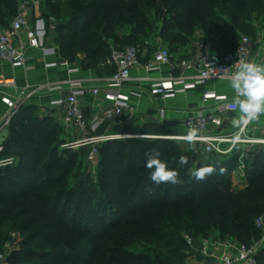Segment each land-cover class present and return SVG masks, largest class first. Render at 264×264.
Listing matches in <instances>:
<instances>
[{
    "label": "trees",
    "instance_id": "trees-1",
    "mask_svg": "<svg viewBox=\"0 0 264 264\" xmlns=\"http://www.w3.org/2000/svg\"><path fill=\"white\" fill-rule=\"evenodd\" d=\"M19 1L0 0V29L14 19ZM44 1L42 18L55 19L47 33L59 56L84 71L105 64L113 49L153 54V40L170 55L193 49L198 33L210 54L223 56L235 51L241 36H254V18H264V0ZM6 132L0 161L14 162L0 165V244L3 231L17 234L11 264H182L191 252L185 235L192 244L216 234L249 246L264 234L254 226L264 216V146L240 160L238 146L228 155L205 154L199 143L193 150L188 142L164 138L184 136L162 124L136 126L133 133L117 124L112 136L123 137L96 146L92 173L90 146L63 148L70 142L63 127L39 117L32 105L19 107ZM153 148L179 172V183L151 181L144 154ZM182 155L189 163L179 167ZM239 161L242 189L231 181ZM209 164L217 173L196 181L191 171ZM220 167L227 172L219 175ZM255 260L264 264V247Z\"/></svg>",
    "mask_w": 264,
    "mask_h": 264
},
{
    "label": "built area",
    "instance_id": "built-area-1",
    "mask_svg": "<svg viewBox=\"0 0 264 264\" xmlns=\"http://www.w3.org/2000/svg\"><path fill=\"white\" fill-rule=\"evenodd\" d=\"M37 2L38 0L19 1L16 16L7 28L0 31V63L7 62L13 68L24 66L28 60L26 57L27 48L40 49L44 57L58 54V49L51 48L47 50L42 45V38L46 33L45 22L41 20L35 22L34 26L30 25L29 17L34 12ZM54 24L55 21L50 18L48 27L50 31L54 30ZM197 36L198 39L194 42V51L190 60L173 62L170 59L171 55L164 47L157 49L151 55V58L144 65L146 72L159 71L162 66H168L170 70V75L167 79L163 81L153 80L151 82L150 88L153 96L166 100L174 98L178 94L196 90L200 86H206L208 82H229L227 73L239 68L241 63L253 62L258 64L255 56V44L250 37L241 36L233 53L218 56L207 51L206 46L202 42L201 33H198ZM144 53L145 51L140 52L135 47H125L120 50L113 49L106 60L108 66L112 68V74L105 81L104 92H100L98 88L83 89L79 84H74L73 89L66 98L51 102L50 105L52 107H59L62 110V123L65 132L70 133L74 130L83 132L86 128L83 110L78 101L79 96L89 95L97 97L101 95L104 101L110 104L108 108L99 109L101 121L112 120L124 115L126 110L129 109L131 98L139 97V95L135 93L122 94L118 91L122 90L124 85L131 80V72L140 65V58ZM63 63L68 66V62L64 61ZM56 65V63H45L46 68L55 67ZM225 69V73L222 74ZM188 70H193V73L191 75L186 74ZM12 86L13 82L11 81H0V101L7 109L4 114H0V134L7 130L13 115L18 111L19 107L36 92V90L30 91L26 87L11 95ZM60 90V86H54L49 89L50 92H58ZM201 102L203 107L197 109L192 117L184 120L182 126L187 131H189V128L198 129V139L195 143L202 145L203 153L228 155L232 154L236 146L240 144H249L250 147L264 146V136L257 138L250 133V126L258 118L241 128H234L231 123L232 119L226 122L223 118L228 113H236L239 110L234 98L230 99L226 95L208 90L203 91ZM209 102H212V112L205 108V104ZM165 111L166 109L164 108L159 110L160 119L164 117ZM226 127L235 130L231 132L230 129L229 131L226 130ZM234 133H238L240 136V140L235 146H233L231 141ZM119 137L123 136L82 138L76 142H67L62 147L74 148L77 147L75 144L90 146L92 147L88 154V160L90 161L93 160L94 154L97 153L96 146L99 143ZM184 137L169 136L164 138L185 141ZM243 155L244 151L242 150L240 160ZM13 162L12 158H8L0 161V165H10ZM238 168L240 171L244 169V164L241 161H239ZM254 226L257 230L264 232V216L256 218ZM184 238L186 243L192 247V239L187 235ZM262 240H264V237L249 246L239 244L236 241L220 240L219 238L203 240L202 256L210 258L212 261H201L194 264H256L255 255L260 248ZM8 258L9 254L7 252H0V264H11Z\"/></svg>",
    "mask_w": 264,
    "mask_h": 264
},
{
    "label": "crops",
    "instance_id": "crops-1",
    "mask_svg": "<svg viewBox=\"0 0 264 264\" xmlns=\"http://www.w3.org/2000/svg\"><path fill=\"white\" fill-rule=\"evenodd\" d=\"M41 0H38V4L34 9V12L29 17L31 26H34L37 21H44L42 18ZM52 18V17H50ZM48 18V22L49 19ZM55 21V19H53ZM56 23V22H55ZM46 33L42 38V45L50 50L51 48L58 49L55 44L52 33L48 34V25L45 23ZM4 29H0L3 31ZM23 37V36H22ZM198 36H196L197 38ZM200 37V36H199ZM192 50L184 47L176 53H172L171 57L173 62H179L181 60H190ZM151 53H144L140 58V65L133 69L131 72V80L124 85L122 90L118 91L122 94L135 93L139 97H132L129 102V109L126 110L124 115L114 118L112 120H100V108H108L109 103L104 101L101 95L97 97L84 95L79 96L78 101L81 104L84 120L86 122V128L82 131L65 132L62 123V110L59 107H52L51 102L57 99H64L73 89L74 84H79L83 89H100V92H104V85L106 79L110 76L111 70L108 64L105 62L97 70L84 71L78 67L76 63H68L66 66L59 54L49 55L44 57L40 49L27 48L26 57L27 62L24 66L13 68L9 63H0V81L13 82V88L11 89V95L26 88L30 91L36 90L24 104L32 105L36 108V112L39 117H51L53 120L61 125L64 129L66 139L70 142H76L82 138H96L101 136H112V130L115 125L120 124L127 127L128 132H135L136 126L143 124H162L164 128L171 132L173 135L187 134V130L182 126V123L187 118L194 115V112L203 107L201 97L203 91H215L217 94L226 95L228 98H234V92L230 88L229 82H208L206 86H200L196 90L188 91L185 94H178L171 99H160L151 94V82L154 80H165L170 75L168 66H162L161 70L154 72H146L144 65L151 58ZM186 56L187 58L181 59ZM256 61L258 64H264V48H257L255 50ZM45 63H56L55 67L46 68ZM74 69V70H71ZM77 69V70H75ZM193 70H188L186 74L191 75ZM54 86H60L61 90L56 92H50L49 89ZM117 92V91H116ZM1 98V95H0ZM212 102L205 104V108L212 112ZM166 109L164 117L159 118L158 112L160 109ZM7 111L6 107L0 101V114H4ZM235 114V115H234ZM239 114V110L236 113H228L223 118L227 121L230 117L235 118ZM120 118L123 121L119 120ZM121 121V122H120ZM227 124V123H226ZM258 127L264 128V115H261ZM232 131V128L226 127V130ZM6 134L7 132L4 131ZM5 134V136H6ZM2 134H0L1 136ZM4 136V137H5ZM128 136V135H125ZM3 136L0 141L3 140ZM177 137V136H175ZM182 137V136H181ZM243 171H240L238 166L231 174L241 176V181H233L231 178L233 187L242 189L245 187L246 182L243 178ZM238 181V182H237ZM229 241H235L227 239ZM264 247V240L261 241L260 248ZM204 248L203 242H194L191 247V252L182 264H194L196 262H210L212 259L204 258L202 256V250ZM176 264V263H175Z\"/></svg>",
    "mask_w": 264,
    "mask_h": 264
},
{
    "label": "clouds",
    "instance_id": "clouds-1",
    "mask_svg": "<svg viewBox=\"0 0 264 264\" xmlns=\"http://www.w3.org/2000/svg\"><path fill=\"white\" fill-rule=\"evenodd\" d=\"M226 69L223 71L224 74ZM215 72V71H214ZM230 88L234 92V102L239 106V114L233 118L231 123L234 128H241L250 121L264 115V64L253 62L241 63L236 70L227 73ZM185 141L195 148V142L198 139V129L189 128ZM240 140L238 133L231 137L233 146ZM145 167L150 172V179L155 184L161 183H179V172L169 169L166 162L161 159V153L158 149L153 148L145 152ZM189 157L182 155L179 157L177 164L179 167L187 166ZM227 172L225 167H220L218 174L223 175ZM217 173L214 165H207L192 170L191 175L196 181H204L208 176Z\"/></svg>",
    "mask_w": 264,
    "mask_h": 264
},
{
    "label": "rangeland",
    "instance_id": "rangeland-1",
    "mask_svg": "<svg viewBox=\"0 0 264 264\" xmlns=\"http://www.w3.org/2000/svg\"><path fill=\"white\" fill-rule=\"evenodd\" d=\"M42 2V4L43 5H41V7H42V9H43V6H44V0H41ZM37 4H38V2H37ZM42 12H43V10H42ZM64 16H66V13H65V10L62 12V14H61V17L60 18H64ZM43 20H44V22L46 23L47 21L43 18ZM50 20V19H49ZM253 28H254V36L253 37H251V39L253 40V42H254V44H255V50L257 49V48H264V18H254V20H253ZM153 42V45L156 43V45L154 46L155 48L154 49H159V48H162V47H164V48H166L165 47V45H163L162 43H159V42H156V41H152ZM207 46V45H206ZM188 49H190V50H194V48L192 49V45H189L188 47H187ZM207 48H208V46H207ZM235 115V114H234ZM260 118H261V115L258 117V119L254 122V124L253 125H251L250 126V133L254 136V137H257V138H259V137H262V136H264V135H262V134H264V128H261V127H258V122L260 121ZM230 119H233L232 117H230ZM235 129H233L231 132H233ZM5 132H3L2 133V135L0 136V139H1V137L3 136H5ZM4 139V138H3ZM3 141V140H2ZM2 141H0V142H2ZM180 142H184V141H180ZM75 145H77V147H74L75 149H78V148H80V147H84V146H86L87 147V145H84V146H80V145H78V144H75ZM239 150H240V152L243 150L244 151V153L247 151V150H249V149H251L252 147H250V145L249 144H240L239 146ZM255 147V146H254ZM90 148V151H91V149H92V147H89ZM89 154V153H88ZM87 160H86V162L88 163V165H89V171L90 172H92V173H94L95 172V168H96V154H94V156H93V160H88V155H87ZM231 178H233V181H235V180H238L239 182L241 181V176H237V175H232L231 176ZM237 181V182H238ZM7 231V230H6ZM6 231H3L4 233H3V236H5L6 235V238L4 237V239H3V241H2V244H0L1 246H0V249H1V247H2V249H3V251H5V252H7V254H9V255H11V253L12 252H14V250H16V238H17V234L16 233H13V232H11V231H8V232H6ZM8 233V234H7ZM262 237H264V234H262L261 235V238ZM212 238H218L217 237V235L215 234ZM260 238V239H261ZM257 242V241H256ZM166 264H174L172 261H168Z\"/></svg>",
    "mask_w": 264,
    "mask_h": 264
},
{
    "label": "bare ground",
    "instance_id": "bare-ground-1",
    "mask_svg": "<svg viewBox=\"0 0 264 264\" xmlns=\"http://www.w3.org/2000/svg\"><path fill=\"white\" fill-rule=\"evenodd\" d=\"M181 140H184V139H181Z\"/></svg>",
    "mask_w": 264,
    "mask_h": 264
}]
</instances>
